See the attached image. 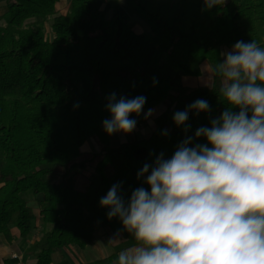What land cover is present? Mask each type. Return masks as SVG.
<instances>
[{
	"label": "trees",
	"instance_id": "16d2710c",
	"mask_svg": "<svg viewBox=\"0 0 264 264\" xmlns=\"http://www.w3.org/2000/svg\"><path fill=\"white\" fill-rule=\"evenodd\" d=\"M58 2L5 0L0 23V233L10 236L15 226L28 237L36 218L30 203L36 200L42 234L26 249L36 264H50L52 254L69 245L85 248L100 228L134 244L100 199L114 184L126 201L139 187L150 192L145 181L151 168L138 179L146 163L153 165L161 153L170 159L187 137H193L190 147L208 144L195 137L196 130L211 127L230 105L219 92V77L211 86H187L183 76H201L204 61L211 67L223 62L222 48L237 41L264 47V0H226L211 9L203 0H124L149 24L141 33L118 1L109 17L94 0H70L63 14ZM112 93L146 97L141 114L130 115L137 124L144 112L165 104L149 136L131 132L111 146L115 133L109 135L103 121L111 119L106 105ZM198 99L211 110L190 111L186 124L177 126L174 113ZM90 138L100 150L83 154ZM84 171L86 184L79 189ZM93 264H118V256Z\"/></svg>",
	"mask_w": 264,
	"mask_h": 264
},
{
	"label": "clouds",
	"instance_id": "9594fccd",
	"mask_svg": "<svg viewBox=\"0 0 264 264\" xmlns=\"http://www.w3.org/2000/svg\"><path fill=\"white\" fill-rule=\"evenodd\" d=\"M203 3L211 9L226 0ZM221 55L223 62L202 66L208 86L220 78L219 92L230 105L211 127L196 130L208 144L190 147L193 137H187L170 159L161 153L146 163L138 179L151 168L150 192L139 187L126 201L114 184L100 199L108 218L119 217L135 241L119 252L118 264H264V47L241 40ZM107 99L111 119L103 121L104 130L131 133L137 121L130 115L141 114L146 97L112 93ZM210 110L198 99L173 119L181 126L190 111ZM119 238L118 232L111 239Z\"/></svg>",
	"mask_w": 264,
	"mask_h": 264
},
{
	"label": "crops",
	"instance_id": "0c3cea01",
	"mask_svg": "<svg viewBox=\"0 0 264 264\" xmlns=\"http://www.w3.org/2000/svg\"><path fill=\"white\" fill-rule=\"evenodd\" d=\"M94 2L96 4V0H94ZM69 3L70 0H68L67 6L63 9L58 6V4H60L59 0L57 3V9L60 10L59 12L62 14L65 13L68 9ZM228 49H233V47H223L222 52H225ZM222 59L224 60L225 57L222 56ZM205 63L208 62L204 61L201 64V69ZM203 74L204 72L202 71V75ZM202 75L198 77L183 76V83L187 86L206 84L200 83ZM160 106L161 105H158L152 108V110H157L155 117L164 110V106ZM30 205L33 208L36 218L28 237L22 238L20 231L15 226H10V236L0 233V264H36L35 258L32 255L27 254L26 249L42 234L40 226V210L36 200L32 201ZM113 236L115 235L110 234L107 229L100 228L95 232L94 240L91 244L87 245L85 248L69 245L61 251L53 253L50 264H93L94 261L106 258L113 253H116L118 256L119 252L124 248L134 245L122 235L121 238L115 240L111 239Z\"/></svg>",
	"mask_w": 264,
	"mask_h": 264
},
{
	"label": "rangeland",
	"instance_id": "374dc122",
	"mask_svg": "<svg viewBox=\"0 0 264 264\" xmlns=\"http://www.w3.org/2000/svg\"><path fill=\"white\" fill-rule=\"evenodd\" d=\"M118 1L120 3V12L122 15L130 22V25L132 29L137 32L141 33L144 31H149L150 26L145 21L141 20L137 15L133 14L128 7L124 4V0H96L97 7L100 9L105 10L107 13V16L109 17L111 15L112 11V5L114 2ZM68 0H60V4H58L59 7L65 8L67 6ZM5 0H0V23H3V13L5 12ZM60 11V10H59ZM50 22H48L46 26V34L49 38H52L53 34L50 30ZM232 49H228L225 52H230ZM207 76V73L204 72L202 77L200 78V83H205V78ZM165 104H161V106H164ZM160 106V107H161ZM165 107V106H164ZM159 108V107H157ZM163 108V107H162ZM147 112L143 113V116L138 124H136V128L132 131L133 135H136L137 137H147L149 136L152 131L154 130V118L157 114V110L153 111V115L150 117H146ZM127 134L125 132H116L111 137V146H118L120 143L125 141L127 139ZM100 150V146L98 143V140L95 138H90L86 140V142L81 147V152L83 154H93ZM88 175V171H84L83 175L79 177V189H82L86 184V176Z\"/></svg>",
	"mask_w": 264,
	"mask_h": 264
}]
</instances>
